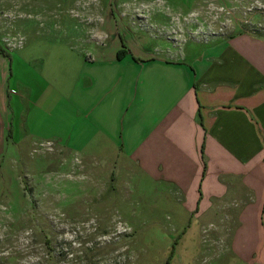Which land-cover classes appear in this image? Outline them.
Returning <instances> with one entry per match:
<instances>
[{
  "label": "crops",
  "instance_id": "obj_1",
  "mask_svg": "<svg viewBox=\"0 0 264 264\" xmlns=\"http://www.w3.org/2000/svg\"><path fill=\"white\" fill-rule=\"evenodd\" d=\"M96 1L117 0L0 5L46 12ZM57 24L76 25L41 23ZM82 27L57 53L50 40L38 54V32L18 55L0 45V158L11 139L44 135L77 156L110 158L112 184L129 174L131 184L161 186L179 212L213 220L221 234L229 223L235 260L264 264V39L237 34L191 62L177 55L122 61L88 47L98 31ZM10 33L1 40L14 48Z\"/></svg>",
  "mask_w": 264,
  "mask_h": 264
},
{
  "label": "rangeland",
  "instance_id": "obj_2",
  "mask_svg": "<svg viewBox=\"0 0 264 264\" xmlns=\"http://www.w3.org/2000/svg\"><path fill=\"white\" fill-rule=\"evenodd\" d=\"M83 22L98 31L88 47L118 60L177 55L191 62L237 33L264 36V0L96 1L46 12L0 5V33L12 32L14 48L2 34L0 45L18 55L38 32V54L50 40L57 53ZM8 150L0 158V264H243L228 250L226 215L221 234L213 220L179 212L161 186L131 184L116 172L112 184L110 158L77 156L48 135L11 139Z\"/></svg>",
  "mask_w": 264,
  "mask_h": 264
},
{
  "label": "trees",
  "instance_id": "obj_3",
  "mask_svg": "<svg viewBox=\"0 0 264 264\" xmlns=\"http://www.w3.org/2000/svg\"><path fill=\"white\" fill-rule=\"evenodd\" d=\"M241 33H245V32H241ZM241 33H237V34H241ZM237 34H235V35H237ZM252 36L256 37L257 39H264V36H261V35H259V36L258 35H256V36L255 35H252Z\"/></svg>",
  "mask_w": 264,
  "mask_h": 264
}]
</instances>
